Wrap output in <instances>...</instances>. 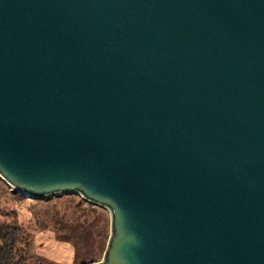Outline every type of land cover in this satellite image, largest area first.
Wrapping results in <instances>:
<instances>
[{
  "label": "water",
  "instance_id": "95a60500",
  "mask_svg": "<svg viewBox=\"0 0 264 264\" xmlns=\"http://www.w3.org/2000/svg\"><path fill=\"white\" fill-rule=\"evenodd\" d=\"M0 178L110 212L77 264H264V0H0Z\"/></svg>",
  "mask_w": 264,
  "mask_h": 264
},
{
  "label": "rangeland",
  "instance_id": "374dc122",
  "mask_svg": "<svg viewBox=\"0 0 264 264\" xmlns=\"http://www.w3.org/2000/svg\"><path fill=\"white\" fill-rule=\"evenodd\" d=\"M0 223L20 229L16 246L27 264H77L86 252H92L99 263L104 260L111 236V214L107 209L90 204L78 194L33 198L17 192L1 178ZM75 223L82 231H89L87 241L78 244L84 255L79 258L74 244L67 239Z\"/></svg>",
  "mask_w": 264,
  "mask_h": 264
},
{
  "label": "trees",
  "instance_id": "16d2710c",
  "mask_svg": "<svg viewBox=\"0 0 264 264\" xmlns=\"http://www.w3.org/2000/svg\"><path fill=\"white\" fill-rule=\"evenodd\" d=\"M85 228H87V226ZM70 230L71 233L67 239L74 244L76 257L79 258L86 254L79 263L82 261L95 262V255L92 252H86L82 255L83 251L78 246L80 240L84 239L87 241L86 237L89 236L88 229L82 231V229L79 228V225L75 223L74 227H71ZM19 242L20 229L9 223H0V264H27L26 259L23 258L17 250L16 245Z\"/></svg>",
  "mask_w": 264,
  "mask_h": 264
}]
</instances>
